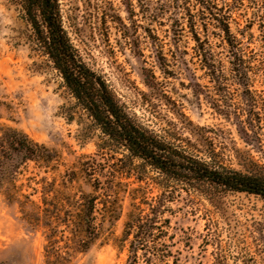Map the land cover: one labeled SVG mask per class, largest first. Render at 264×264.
Returning a JSON list of instances; mask_svg holds the SVG:
<instances>
[{
  "label": "rangeland",
  "instance_id": "rangeland-1",
  "mask_svg": "<svg viewBox=\"0 0 264 264\" xmlns=\"http://www.w3.org/2000/svg\"><path fill=\"white\" fill-rule=\"evenodd\" d=\"M61 3L65 21H72L76 28L71 32L75 45L103 74L128 110L145 120L153 104L159 106L155 109L164 118L175 120L150 93L144 73L151 71L161 89L182 107L193 124L213 129L216 135H207L217 136L214 142L232 166L239 168L234 147L248 150L254 159L260 158L255 148L240 139L235 125L213 111L207 87L194 85L196 81L210 89L188 33L176 40L169 30L170 21L164 17L147 22L138 0H131L132 14L127 11L128 0ZM105 7H110L127 26L128 39L117 25L107 22L108 29L100 25L98 17ZM240 9L241 27L246 23L244 19L251 20L253 15L245 0ZM259 22L253 20L247 30L252 35L247 41L254 53L253 65H258L261 58ZM262 24L264 27V20ZM231 27L235 29L233 23ZM26 30L13 7L0 0V126L25 133L52 149L56 156L49 163L22 161L17 156L5 162L0 173V264H47L57 260L65 264H124L128 244L123 239V224L131 190L138 185L144 188L138 192V201L139 194L151 197L159 189L152 182H134L133 176L117 177L121 182L116 204L119 210L112 216L97 205L94 215L98 237L86 250H80L77 240L81 233L73 221L81 194L92 192L91 178L83 167L95 156L96 139H82L80 126L64 116L61 106L68 98L59 85L60 78L42 57L30 51ZM221 57L225 59L223 54ZM251 88L264 97V78L260 74L252 76ZM259 111L264 113V103ZM168 206L169 231L174 235L171 249L178 264H211L217 255L228 262H240L254 255V230L261 229L264 235V199L252 194L227 193L220 206L214 207L206 201L190 204L182 192ZM50 245L54 250L50 248L47 253Z\"/></svg>",
  "mask_w": 264,
  "mask_h": 264
},
{
  "label": "trees",
  "instance_id": "trees-1",
  "mask_svg": "<svg viewBox=\"0 0 264 264\" xmlns=\"http://www.w3.org/2000/svg\"><path fill=\"white\" fill-rule=\"evenodd\" d=\"M6 1L27 27L25 40L30 51L42 57L60 78L59 85L68 98L61 106L64 116L80 126L82 139H96L95 156L83 167L91 178L92 192L81 194L73 221L81 233L77 240L81 251L98 237L94 215L97 205L101 204L100 210L112 216L120 208L116 205L121 184L117 177L133 176L134 182H152L159 189L151 197L139 194L138 201V192L144 188L138 185L131 190L130 208L123 224V239L128 244L124 264H178L171 249L174 235L169 231L168 202L182 192L190 204L206 201L214 207L220 206L227 193H246L264 199V113L259 111L264 97L251 88L252 76L260 74L264 78V0H245L253 17L245 18L241 27L238 18L242 17L240 6L244 0H138L147 22L164 17L170 21L174 39L180 40L184 32L189 34L194 57L210 89L196 81L194 85L207 87L213 111L231 121L245 145L259 153L260 158L254 159L248 150L234 147L233 156L239 168L232 166L214 142L217 136L213 129L193 124L182 107L161 89L151 71L144 73L150 93L175 120L164 118L155 109L159 106L153 104L145 120L128 110L103 74L86 61L75 45L71 32L76 28L72 21H65L61 0ZM127 6L132 14L131 0ZM113 12L105 7L98 17L100 25L108 29L106 23L111 22L128 39L127 26ZM253 20L260 21L258 65L252 64L254 53L247 41L252 37L247 30ZM146 28L150 36L151 31ZM216 47L221 50L216 51ZM159 56L162 58L161 52ZM13 156L22 161L49 163L56 155L25 133L0 126V173ZM254 231V255L240 262H228L217 255L211 264H264L263 231ZM50 248L54 250V245L47 246V253Z\"/></svg>",
  "mask_w": 264,
  "mask_h": 264
}]
</instances>
